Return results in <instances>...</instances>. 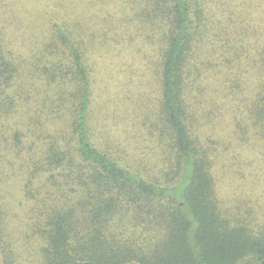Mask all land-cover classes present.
Segmentation results:
<instances>
[{
    "label": "trees",
    "instance_id": "1",
    "mask_svg": "<svg viewBox=\"0 0 264 264\" xmlns=\"http://www.w3.org/2000/svg\"><path fill=\"white\" fill-rule=\"evenodd\" d=\"M86 2L34 1L29 55L0 26V264H264V220L218 178L264 171V0Z\"/></svg>",
    "mask_w": 264,
    "mask_h": 264
},
{
    "label": "rangeland",
    "instance_id": "2",
    "mask_svg": "<svg viewBox=\"0 0 264 264\" xmlns=\"http://www.w3.org/2000/svg\"><path fill=\"white\" fill-rule=\"evenodd\" d=\"M34 1L37 2V8L45 11L54 10V12L56 11L59 13L61 12L62 7L67 12H79L82 9L99 11L96 6L89 5L86 2L87 0H77L74 4L70 2L69 6L68 4L63 5L64 0H0V26L2 27V36L5 39L4 45L8 52L21 50L23 56H25L31 54L32 50H34L33 31L28 27L30 21L34 18ZM93 1L95 0H89L91 3ZM109 36L113 38L115 36L114 32L110 33ZM125 43L126 42L124 41H117V44ZM20 60L22 61V58ZM117 64L120 65V69L122 68V70H124L119 73L126 74L127 77L131 78V76H129L131 75L130 71H127L130 67L120 63ZM106 72L108 75L105 73L99 74L98 85L95 92L98 103H101L102 100H104L101 105L103 111L115 107L112 98L113 96L118 97V94L112 95L111 87L107 85L108 80L105 78H109V73L108 71ZM132 80L135 82L134 77ZM15 83L17 84V81H15ZM19 83L20 81H18V84ZM136 91H138V88L134 83L131 85L129 94L133 97ZM31 95L33 94L31 93ZM132 97L126 102L130 106L129 110H123V112L120 111L121 115L124 116V119L117 118L116 116H112L111 118L114 122V124L111 125H113L114 130L118 128L119 133H122L124 128L133 131L141 125L139 122L140 116L138 118L137 115L140 110L135 108V105H138V103H136L134 97L133 99ZM19 102L21 101L19 100L18 103ZM9 122L12 126H15L14 124L17 123V118L10 117ZM125 140L130 141L128 139ZM257 164L256 161V163L253 162V164L250 165L247 158V162L242 164L239 170H235V172H231L230 174L228 172L226 174L227 177L225 178H223V174L220 173L218 178L224 182V186L222 187L223 183L219 181L221 184V192L222 195L228 196L229 204L231 206H239L243 214L248 212L252 219L258 218L262 221L264 220V171H262L260 167L256 168ZM221 171L222 169L220 168L219 172ZM229 190L230 192L227 193ZM239 197H241V200L246 198L242 201V203L245 204L243 207L239 204V201H236ZM247 208H249V210Z\"/></svg>",
    "mask_w": 264,
    "mask_h": 264
}]
</instances>
